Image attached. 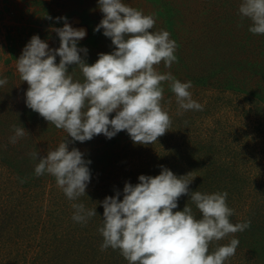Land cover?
<instances>
[{"label":"trees","instance_id":"16d2710c","mask_svg":"<svg viewBox=\"0 0 264 264\" xmlns=\"http://www.w3.org/2000/svg\"><path fill=\"white\" fill-rule=\"evenodd\" d=\"M201 1L207 7L200 48L219 56L226 50L230 57L224 64H187L192 78H176L192 82L189 91L202 110L180 109L164 84L161 104L171 126L158 141L137 144L125 130L111 139L100 134L69 143V150L78 148L91 160L87 195L76 201L54 176L35 174L34 154L42 158L72 138L38 112H16L6 98L0 101V264H129L118 249L101 250L102 201L122 193L125 182L139 183L141 174L159 175L161 165L178 176L190 174V192L226 191L231 222L251 221L245 231L213 241L210 251L235 237L239 245L226 264H264V34L249 31L251 20L239 13L241 0ZM23 127L13 143L15 129ZM73 203L97 215L76 222ZM187 205L199 219L188 194L174 211Z\"/></svg>","mask_w":264,"mask_h":264},{"label":"clouds","instance_id":"9594fccd","mask_svg":"<svg viewBox=\"0 0 264 264\" xmlns=\"http://www.w3.org/2000/svg\"><path fill=\"white\" fill-rule=\"evenodd\" d=\"M98 6L104 16L94 31L103 29L114 50L100 53L94 64H88L81 55L88 54L86 47L79 46L86 29L73 27L67 17L56 18L65 21L63 27L55 29L58 48H50L46 40L33 35L16 59L20 77L29 85L26 106L72 138L42 158L34 154L39 160L35 174L54 176L72 201L87 195L91 160L78 148L69 150V143H83L100 134L111 139L125 130L134 143L158 141L171 126L161 104L165 81L171 82L180 109L203 108L189 91L191 81L181 82L171 72L156 70L161 62L171 68L178 60V45L168 31L153 30L156 20L152 15L128 6L124 0H98ZM239 13L251 20V33L264 34V0H241ZM70 65L82 71L83 82L73 79ZM6 83V77L0 78V86ZM24 133V127L16 128L12 142ZM189 175L178 176L161 165L159 175L141 174L139 183L125 182L122 193L107 196L102 201L101 250L118 249L129 264H226L235 255L239 239L233 237L214 251H210L211 243L245 231L251 221L231 222L234 209L226 202V191L190 192L193 180L187 179ZM185 194L200 211L199 219L188 205L174 211ZM72 207L76 222L86 223L97 215L96 209H87L82 203Z\"/></svg>","mask_w":264,"mask_h":264},{"label":"rangeland","instance_id":"374dc122","mask_svg":"<svg viewBox=\"0 0 264 264\" xmlns=\"http://www.w3.org/2000/svg\"><path fill=\"white\" fill-rule=\"evenodd\" d=\"M124 2L145 15H152L156 24L154 31L166 30L170 38L177 42L176 56L171 68L161 64L155 66L161 73L171 72L175 78L191 79L193 73L187 64H224L230 57L226 50L221 56L212 50H203L198 44L202 40L203 12L207 5L201 0H124ZM104 14L99 9L98 0H0V78L7 83L0 86V101L6 98L16 112L26 110L36 112L26 106L25 93L29 87L17 70V60L33 35H39L49 43L50 48L60 46L56 28L63 27L65 21L56 18L67 17L73 27L84 28L87 35L79 42L88 54L81 53L88 64H94L100 53H111L114 45L103 34V29L94 31ZM51 17V19L49 18ZM210 34L211 30H205ZM60 57H57L59 63ZM227 60V61H226ZM76 65L69 66L74 80L83 82L82 71ZM170 81L162 82L166 88ZM1 106V105H0ZM2 109V106H1ZM115 113L110 114L114 116ZM43 126V125H41ZM40 126V127H41Z\"/></svg>","mask_w":264,"mask_h":264}]
</instances>
